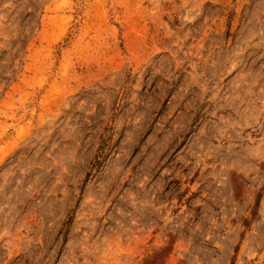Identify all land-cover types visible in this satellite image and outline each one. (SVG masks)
Masks as SVG:
<instances>
[{
	"label": "rangeland",
	"instance_id": "rangeland-1",
	"mask_svg": "<svg viewBox=\"0 0 264 264\" xmlns=\"http://www.w3.org/2000/svg\"><path fill=\"white\" fill-rule=\"evenodd\" d=\"M0 264H264V0H0Z\"/></svg>",
	"mask_w": 264,
	"mask_h": 264
},
{
	"label": "trees",
	"instance_id": "trees-1",
	"mask_svg": "<svg viewBox=\"0 0 264 264\" xmlns=\"http://www.w3.org/2000/svg\"><path fill=\"white\" fill-rule=\"evenodd\" d=\"M258 201V200H257Z\"/></svg>",
	"mask_w": 264,
	"mask_h": 264
}]
</instances>
